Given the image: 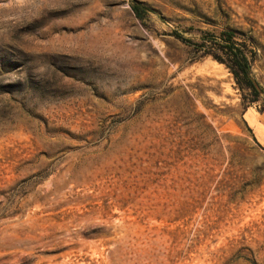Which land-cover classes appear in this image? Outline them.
Wrapping results in <instances>:
<instances>
[{
  "label": "rangeland",
  "instance_id": "1",
  "mask_svg": "<svg viewBox=\"0 0 264 264\" xmlns=\"http://www.w3.org/2000/svg\"><path fill=\"white\" fill-rule=\"evenodd\" d=\"M260 114L264 0H0V264H264Z\"/></svg>",
  "mask_w": 264,
  "mask_h": 264
},
{
  "label": "trees",
  "instance_id": "2",
  "mask_svg": "<svg viewBox=\"0 0 264 264\" xmlns=\"http://www.w3.org/2000/svg\"><path fill=\"white\" fill-rule=\"evenodd\" d=\"M132 9L138 17L146 10L138 4H133ZM218 37L223 41V50L226 57L213 55L214 58L223 62L229 68L239 86L244 82L245 86L259 93L258 83L252 77L251 60L245 51V43L237 39L234 30H223Z\"/></svg>",
  "mask_w": 264,
  "mask_h": 264
},
{
  "label": "crops",
  "instance_id": "3",
  "mask_svg": "<svg viewBox=\"0 0 264 264\" xmlns=\"http://www.w3.org/2000/svg\"><path fill=\"white\" fill-rule=\"evenodd\" d=\"M253 119L248 121L251 125V129L254 135V138L258 143L264 146V114L259 116L253 115Z\"/></svg>",
  "mask_w": 264,
  "mask_h": 264
}]
</instances>
